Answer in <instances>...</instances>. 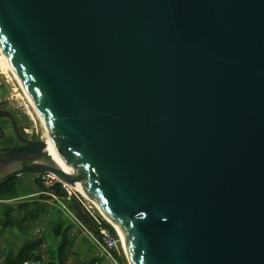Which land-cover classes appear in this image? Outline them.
I'll return each mask as SVG.
<instances>
[{"label":"water","instance_id":"obj_1","mask_svg":"<svg viewBox=\"0 0 264 264\" xmlns=\"http://www.w3.org/2000/svg\"><path fill=\"white\" fill-rule=\"evenodd\" d=\"M0 51L67 170L1 111L0 182L78 184L131 264H264V0H0Z\"/></svg>","mask_w":264,"mask_h":264},{"label":"rangeland","instance_id":"obj_2","mask_svg":"<svg viewBox=\"0 0 264 264\" xmlns=\"http://www.w3.org/2000/svg\"><path fill=\"white\" fill-rule=\"evenodd\" d=\"M1 111L8 112L14 117L21 135L26 140L41 142L46 141V132L41 121L30 105L20 84L7 67L0 68V112ZM15 144L16 140L13 135L10 122L7 119H0V148L12 147ZM38 184L39 187L36 189V192L31 193L26 196V198L14 196V198L9 197L7 199L0 200V221H2L3 210L10 207L13 209L12 216L16 219H21L27 211L33 212L39 209L42 205L46 208L44 214H42L38 220L27 225L25 224L26 226H23L22 230L13 231L4 229V231L0 232L1 242L4 243L6 249H8V253H14L19 245L35 241L41 243V247L44 249L42 250L44 252H42L43 256H48L49 254L54 253L56 243L59 242L60 235L63 230L66 232V230H72L73 228V231L70 233L68 231L66 234L73 243L72 252L66 264H88L91 261L96 262V264H128L124 256V252L122 251V247L112 256V258L103 256L99 253V250L96 247H92L90 245L92 243H88V234L72 220L70 221L73 225L67 222H62L60 225L61 220H59L58 226L55 227L53 224L56 223L54 222V214L52 213L54 210L58 209L57 207H59L57 200L63 204L67 203V195L63 190H61V187L57 185L54 187V193L56 195L52 192L53 196L50 197L42 188L40 181ZM15 197L17 198L15 199ZM20 207L25 208L21 210ZM48 215H51L49 220ZM46 225L48 226L47 228ZM106 226L118 238L113 228L109 224H106ZM54 243L55 245L53 246ZM76 243H82L83 247L75 248V246H77ZM1 248L2 247H0V250ZM81 249L86 250L87 252L81 253ZM81 254L90 258L88 260L83 259V257L78 258ZM42 262L43 261H41V263Z\"/></svg>","mask_w":264,"mask_h":264},{"label":"built area","instance_id":"obj_3","mask_svg":"<svg viewBox=\"0 0 264 264\" xmlns=\"http://www.w3.org/2000/svg\"><path fill=\"white\" fill-rule=\"evenodd\" d=\"M37 178L46 194L50 197L53 196L55 186L59 185V187H61V190L67 195V203L63 204L57 200L59 203V207H57L58 210L64 213L70 220L77 223V225L88 234L89 240L92 245L99 250V253L105 257L112 258V256L120 250L121 244L119 238H117L116 235L106 226V224H108L107 221L101 216L91 201L75 192L68 185L60 182L53 175H39ZM72 199H75L83 212L90 218L92 228L85 226L79 220L75 212H73L71 209Z\"/></svg>","mask_w":264,"mask_h":264},{"label":"trees","instance_id":"obj_4","mask_svg":"<svg viewBox=\"0 0 264 264\" xmlns=\"http://www.w3.org/2000/svg\"><path fill=\"white\" fill-rule=\"evenodd\" d=\"M37 182L39 183L38 179ZM17 190V178H10L3 182H0V199H7L12 197ZM25 207H20L23 210ZM45 206H40L39 209L30 212L27 211L21 219H16L12 216L13 209L7 208L3 210L1 227L3 229L16 228L18 231L22 230L23 226L38 220V218L44 214ZM26 224V225H25ZM40 242H28L21 245L17 255L15 257H9L6 259L5 264H26L32 261H38L40 256L34 255L40 248ZM73 243L69 241L66 233L62 235L61 243L57 252V259L55 263L48 264H66L68 258L71 255ZM88 264H96L91 261Z\"/></svg>","mask_w":264,"mask_h":264},{"label":"crops","instance_id":"obj_5","mask_svg":"<svg viewBox=\"0 0 264 264\" xmlns=\"http://www.w3.org/2000/svg\"><path fill=\"white\" fill-rule=\"evenodd\" d=\"M36 178V176H31V175H23V176H21V177H19V178H17V190H16V192L13 194V198H14V196H19V197H25L26 198V196H28V195H30L31 193H33V192H36V189L39 187V184H38V182H37V178ZM17 197H15V199H16ZM0 200H2V199H0ZM45 203V202H44ZM52 214H54V222L56 223V224H53L55 227H57L58 226V222H59V220H61V222H60V225H61V223L62 222H67V223H70L71 225H73L72 224V222L70 221V219L64 214V213H62L61 211H59L58 209H56V210H54V212L52 213ZM51 217V215H48V220H49V218ZM47 220V221H48ZM70 221V222H69ZM49 222V221H48ZM0 224H1V221H0ZM47 224H49V223H47ZM48 226L46 225V228H47ZM61 227V226H60ZM65 229V228H64ZM67 229V228H66ZM6 230V229H5ZM9 230H17L16 228H10ZM2 231H4V229L1 227V225H0V232H2ZM18 231V230H17ZM65 230H63V232H62V234L60 235V240H59V242L58 243H56V249H55V251H54V253H51V254H49L48 256H43V254H42V250H44V249H42L43 247H41L40 246V248H39V250L34 254V255H38V256H40V259L38 260V261H32V262H29V263H26V264H48V263H55L56 262V259H57V252H58V248H59V246H60V243H61V239H62V235H63V233H68V231H69V233L71 232V231H73V228H72V230L70 229V230H66V232H64ZM69 239V238H68ZM89 240V239H88ZM69 241H71L70 239H69ZM72 242V241H71ZM50 243H52V242H50ZM88 243H91V241L89 240V242ZM77 244V243H76ZM75 244V245H76ZM23 245V244H22ZM55 245V243L53 244V246ZM80 245V246H79ZM92 247H93V245L92 244H90ZM52 246V247H53ZM0 247H2L1 248V250H0V264H5V262H6V259H8L9 257H15L16 255H17V253H18V251H19V249H20V247H21V245H19V247L14 251V253H8V249H6V247H5V245H4V243H2L1 242V236H0ZM81 248V247H83L82 246V243L80 244V243H78L77 244V246H75V248ZM80 250V249H79ZM85 253V252H87L86 250H82L81 249V253ZM44 253V252H43ZM86 255V254H85ZM83 257V259H85V260H88L89 258L87 257V256H84V255H79V257L78 258H82ZM44 260H45V262H44ZM41 261H43L42 263H41Z\"/></svg>","mask_w":264,"mask_h":264},{"label":"bare ground","instance_id":"obj_6","mask_svg":"<svg viewBox=\"0 0 264 264\" xmlns=\"http://www.w3.org/2000/svg\"><path fill=\"white\" fill-rule=\"evenodd\" d=\"M5 67L9 68V70L11 71V73L14 75V77L16 78V80L18 81V83L20 84V86H21V88H22L24 94L26 95V93H25V91H24V89H23V87H22V84H21L20 80H19L18 77L12 72V70H11L9 64L7 63L6 58L4 57L3 53L0 52V68H5ZM26 96H27V95H26ZM27 98H28V97H27ZM28 101H29L30 105L32 106L34 112H35L36 115L38 116L39 120L41 121V123H42L44 129H45V132H46V136H45V137H46V138H45L46 141H45V143H46V145H47V147H46V151L51 155V157L54 159L55 163L58 165V167H59L60 169H62V170H64V171H67L66 168L64 167L63 163L60 161L59 157H58L57 154H56V151H55V149H54V147H53V144H52V142H51V140H50L49 134L47 133V129H46V127H45V124H44L42 118L40 117V115H39V113L37 112V110H36L34 104L32 103V101H31L29 98H28ZM70 188H72V187H70ZM72 189H73L75 192L81 194L83 197H85V198L88 199L89 201H91V202L93 203V205L96 207V209L99 211V213L101 214V216H102V217L107 221V223L113 228V230L116 232V234H117V236H118V238H119V240H120V244H121V247H122V251L124 252L125 259L127 260L128 264H131L130 261H129V259H128L127 254H126V252H125V243H124L123 236H122V233H121V230L119 229V227H118L117 225L111 223V222L105 217V215L103 214V212L101 211V209L98 207V205H97L93 200H91V199L85 194V192L81 189V187H80L78 184H77L74 188H72Z\"/></svg>","mask_w":264,"mask_h":264}]
</instances>
